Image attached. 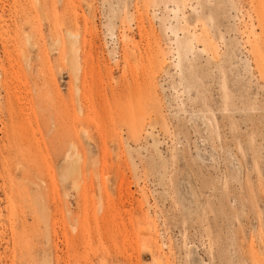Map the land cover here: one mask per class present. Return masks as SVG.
Segmentation results:
<instances>
[{
    "label": "rangeland",
    "instance_id": "obj_1",
    "mask_svg": "<svg viewBox=\"0 0 264 264\" xmlns=\"http://www.w3.org/2000/svg\"><path fill=\"white\" fill-rule=\"evenodd\" d=\"M0 264H264V0H0Z\"/></svg>",
    "mask_w": 264,
    "mask_h": 264
},
{
    "label": "bare ground",
    "instance_id": "obj_2",
    "mask_svg": "<svg viewBox=\"0 0 264 264\" xmlns=\"http://www.w3.org/2000/svg\"><path fill=\"white\" fill-rule=\"evenodd\" d=\"M255 29V28H254ZM175 33H176V30H173ZM79 34H78V36H77V34H76V32L74 33L73 31H69V37L71 38L70 40H69V51H70V54H69V56H68V63H69V68H70V70L73 72V74L75 75V77H76V79H78V77H79V75L80 74H87V72H88V68H85V69H87V71L86 70H83L84 68H83V66L84 65H82V64H84V63H82L81 64V62H79V59H78V53H81V52H78V50H80L81 49V51H82V53H83V45L78 49L77 48V43L78 44H80V43H82L83 42V40L81 41V42H77L78 40H75V37H76V39H78L79 38ZM78 37V38H77ZM73 39V40H72ZM79 40H80V38H79ZM86 39H84V41H85ZM59 43V42H58ZM76 43V44H75ZM83 43H85V42H83ZM83 47V48H82ZM181 51H184V47H178V52L180 53ZM85 54V52L83 53V55ZM81 55V54H80ZM85 61V60H84ZM83 62V61H82ZM86 62V61H85ZM80 65H82V67L80 66ZM85 65H87V63H85ZM87 67V66H86ZM90 70L92 71V69L90 68ZM90 71V73H92ZM80 73V74H79ZM82 74V75H83ZM89 74V73H88ZM91 76H92V74H90ZM86 76H88V75H86ZM86 76H84V77H82V79L83 78H85ZM87 79H89V78H87ZM79 80V79H78ZM85 81H86V78L84 79ZM84 80H82V81H84ZM83 83H85V82H83ZM82 83V84H83ZM85 84H83V86H84ZM85 87V86H84ZM87 88V87H86ZM80 91H82L81 89H80ZM83 91H86V90H83ZM82 91V92H83ZM81 92V93H82ZM83 94H85L84 92H83ZM71 145L73 146V147H75L76 148V144L73 142V143H71ZM18 212V211H17ZM22 228L24 229V228H26V226L25 225H22Z\"/></svg>",
    "mask_w": 264,
    "mask_h": 264
}]
</instances>
